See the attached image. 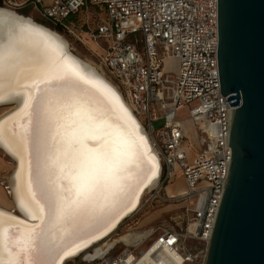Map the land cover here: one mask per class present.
<instances>
[{
  "label": "built area",
  "instance_id": "2783aa9c",
  "mask_svg": "<svg viewBox=\"0 0 264 264\" xmlns=\"http://www.w3.org/2000/svg\"><path fill=\"white\" fill-rule=\"evenodd\" d=\"M0 4L15 11L35 9L54 26L68 27L67 19L76 17L69 21L74 25L84 12L89 18V9L104 15L90 35L103 52L105 69L147 130L159 156L161 175L151 192L179 204V225L149 233V244L140 252L132 244L126 245L120 254H106L94 264H131L153 247L179 254L183 264L198 260L204 264L205 253L189 250L185 242L194 239L208 245L232 150L226 142L234 108L221 93L218 77L217 0H51L49 4L44 0H0ZM81 26H88V20ZM170 57L179 62L176 77L162 72L163 60ZM186 105H191L188 119L201 124L200 145L192 162L187 155L184 120L177 117V111ZM160 119L163 124L155 129L152 122ZM177 168L182 171L186 191L175 197L160 196V188Z\"/></svg>",
  "mask_w": 264,
  "mask_h": 264
},
{
  "label": "bare ground",
  "instance_id": "6f19581e",
  "mask_svg": "<svg viewBox=\"0 0 264 264\" xmlns=\"http://www.w3.org/2000/svg\"><path fill=\"white\" fill-rule=\"evenodd\" d=\"M93 42L97 46V43ZM0 53L5 56L11 54L14 57L11 62L5 60L3 66L6 73L18 70L25 62L31 64L36 60H44L51 65L59 61L65 67L74 70L90 83L73 81L61 85L59 86L61 94L75 103L83 102L84 106H87L90 100L93 101V106H96L95 101L102 98L104 102L100 108L105 119L114 126L129 149L127 163L118 181L117 199L110 201L111 206L102 211H90L77 218L75 226L78 228V238L60 258L59 264H65L77 257L88 261L98 259L108 254L118 243L131 245L130 243L137 242L144 236L146 238L150 231L148 234L146 231L135 229L121 233L116 231L122 222L139 208L144 194L157 187L161 163L147 130L117 85L104 76L99 65L74 54L62 34L7 6H0ZM31 95L32 90L28 87L9 89L0 93V106L10 104L0 114V129L3 130L0 134V149L14 163L13 170L7 177L8 185L5 186L12 207L8 209L0 205V216L12 225H19L21 231L40 225L44 221H48L49 229L55 231L66 226V222L49 220L46 205L42 203L43 211H38L27 197L29 181H33L31 185L33 192L39 191L32 175L35 161L30 146L27 151H22L19 135H10L13 131L17 133L21 131L14 128V124L20 122L19 114ZM44 138L40 178L42 183L49 187L55 185L62 192L60 186L69 183L66 173L59 167L63 163L60 143L63 137H57L55 130L49 128L45 131ZM94 143L95 141L91 140L85 141L86 147H92ZM30 161L33 163L32 170ZM11 231L14 232L15 228ZM151 251L148 254L143 252L142 257L136 258L131 264H183L179 254L166 253L155 247ZM154 254H157L156 258H153Z\"/></svg>",
  "mask_w": 264,
  "mask_h": 264
},
{
  "label": "snow or ice",
  "instance_id": "6c2138e0",
  "mask_svg": "<svg viewBox=\"0 0 264 264\" xmlns=\"http://www.w3.org/2000/svg\"><path fill=\"white\" fill-rule=\"evenodd\" d=\"M13 59L11 54L0 53V93L25 87L32 90L19 114L20 122L14 124V128L21 131L10 133L19 135L22 151L30 146L35 161L32 175L39 191L33 192V181H29L26 195L38 211H43L42 203L46 205L49 220H63L66 226L52 231L48 221H44L21 231L19 225H12L0 216V264H59L78 238L77 218L90 211H102L111 206L110 201L117 199L118 181L129 149L105 119L100 108L102 98L95 101L96 106L91 100L84 106L83 102L75 103L60 92L61 85L90 82L59 61L55 65L44 60L25 62L18 70L6 73L4 62ZM49 128L55 130L57 137H63L60 140L63 163L59 167L69 183L60 186L62 192L55 185L49 187L42 183L40 178L44 134ZM2 132L0 129V134ZM88 140L95 141L92 147H86ZM29 163L32 170L33 163Z\"/></svg>",
  "mask_w": 264,
  "mask_h": 264
},
{
  "label": "water",
  "instance_id": "95a60500",
  "mask_svg": "<svg viewBox=\"0 0 264 264\" xmlns=\"http://www.w3.org/2000/svg\"><path fill=\"white\" fill-rule=\"evenodd\" d=\"M217 29L232 150L204 264H264V0H217Z\"/></svg>",
  "mask_w": 264,
  "mask_h": 264
},
{
  "label": "rangeland",
  "instance_id": "374dc122",
  "mask_svg": "<svg viewBox=\"0 0 264 264\" xmlns=\"http://www.w3.org/2000/svg\"><path fill=\"white\" fill-rule=\"evenodd\" d=\"M50 2L51 0H44V3L46 4H49ZM0 6L3 5L0 4ZM89 10L90 12H92L89 18L87 17L85 12L80 13L78 15L79 21L74 23V25L68 24V27L63 26L60 31L56 30L52 23L42 18L35 9H25L17 12L23 15L30 16L34 21L41 23L62 34L68 41L74 54L84 60H91L95 64L99 65L103 71L104 76L107 79H111L115 83L112 75L104 67L102 50L97 47L98 45H95V43L93 42L95 41V39L90 35L91 30L94 29L96 21L100 16L103 17L104 15H99L97 13L98 11H92V9ZM86 19L88 20V26L82 28L81 24L83 23V20ZM178 69L179 62L176 58L170 57L163 60L162 72L164 75L168 74L171 77H176V75L178 74ZM7 105L0 106V114L4 109L10 106V104ZM190 107L191 105H186L183 108L179 109L177 111V117L184 120V126L188 136L187 155L189 162H192L196 154L195 151L198 145H200L198 128L201 124H196L195 122L188 119ZM162 124V119L152 122V125L155 129L160 128ZM13 167V161L9 157H7L5 153L0 149V189L3 191V195L5 198H9L6 194L5 186L8 185V183L6 182L7 177L13 170ZM167 186H170V194L167 191ZM186 189L187 186L182 175V171L180 168H177L170 181L168 183H164L158 193L163 197H175L176 195L186 191ZM6 202L7 203L3 202V204L0 205L10 209L12 207L10 199ZM179 214L180 209L178 203H175L172 200H161L158 197L157 193L149 192L144 194L143 199H141V205L139 206V208L122 222L116 233H121L126 230L129 231L133 229H135L136 231H146L147 234L149 233V231L150 233L152 231H155L157 233L164 227H176L177 225H179ZM149 241V238H146L138 245H133V248L136 252H140V249H144L149 244ZM185 245L189 250H193L196 252L202 251V254L205 253L206 255L207 246L200 241L189 239L185 242ZM125 246L126 245H124L123 243H118L108 252L107 255H118L124 250ZM104 258L105 255L101 256L95 261H88L84 260L83 258L77 257L75 259L68 260L65 264H94L95 262ZM190 264H200V260Z\"/></svg>",
  "mask_w": 264,
  "mask_h": 264
},
{
  "label": "crops",
  "instance_id": "0c3cea01",
  "mask_svg": "<svg viewBox=\"0 0 264 264\" xmlns=\"http://www.w3.org/2000/svg\"><path fill=\"white\" fill-rule=\"evenodd\" d=\"M169 188H170V186H167V191H168V193L170 194V189H169ZM168 189H169V190H168ZM7 200H9V198H5L4 195H3V191L0 189V204H3V202L7 203V202H6ZM144 238H145V236L142 237L140 240H142V239H144ZM140 240H138L137 242H139ZM137 242L130 243V244H133V245L135 246V245H138V244H139V243L137 244Z\"/></svg>",
  "mask_w": 264,
  "mask_h": 264
},
{
  "label": "trees",
  "instance_id": "16d2710c",
  "mask_svg": "<svg viewBox=\"0 0 264 264\" xmlns=\"http://www.w3.org/2000/svg\"><path fill=\"white\" fill-rule=\"evenodd\" d=\"M76 19V17H69L68 19H67V21H66V23L65 24H69V21H73V20H75ZM62 27H63V25L62 24H57V25H55L54 26V28L56 29V30H58V31H60L61 29H62ZM65 27V26H64Z\"/></svg>",
  "mask_w": 264,
  "mask_h": 264
}]
</instances>
